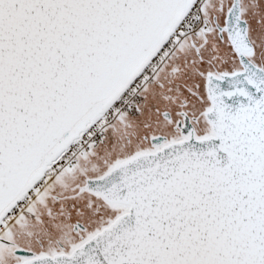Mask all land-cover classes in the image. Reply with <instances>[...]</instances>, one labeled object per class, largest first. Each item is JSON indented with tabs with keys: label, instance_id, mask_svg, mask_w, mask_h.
Segmentation results:
<instances>
[{
	"label": "snow or ice",
	"instance_id": "obj_1",
	"mask_svg": "<svg viewBox=\"0 0 264 264\" xmlns=\"http://www.w3.org/2000/svg\"><path fill=\"white\" fill-rule=\"evenodd\" d=\"M0 264H264V0H0Z\"/></svg>",
	"mask_w": 264,
	"mask_h": 264
}]
</instances>
